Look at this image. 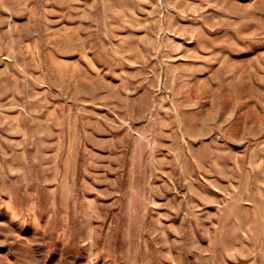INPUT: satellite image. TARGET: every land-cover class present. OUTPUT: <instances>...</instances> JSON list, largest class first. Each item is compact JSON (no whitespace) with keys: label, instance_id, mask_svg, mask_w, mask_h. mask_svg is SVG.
I'll return each instance as SVG.
<instances>
[{"label":"rangeland","instance_id":"1","mask_svg":"<svg viewBox=\"0 0 264 264\" xmlns=\"http://www.w3.org/2000/svg\"><path fill=\"white\" fill-rule=\"evenodd\" d=\"M264 0H0V264H264Z\"/></svg>","mask_w":264,"mask_h":264},{"label":"crops","instance_id":"2","mask_svg":"<svg viewBox=\"0 0 264 264\" xmlns=\"http://www.w3.org/2000/svg\"><path fill=\"white\" fill-rule=\"evenodd\" d=\"M264 120V119H262ZM264 123V122H262ZM260 144L258 145L257 157L260 158L261 164L264 165V132L261 134ZM264 168V167H262ZM256 190L260 196H264V171H262V175L258 178V182L256 184Z\"/></svg>","mask_w":264,"mask_h":264}]
</instances>
